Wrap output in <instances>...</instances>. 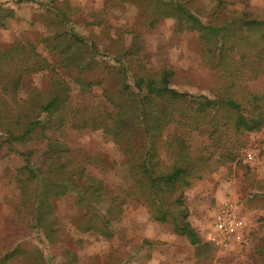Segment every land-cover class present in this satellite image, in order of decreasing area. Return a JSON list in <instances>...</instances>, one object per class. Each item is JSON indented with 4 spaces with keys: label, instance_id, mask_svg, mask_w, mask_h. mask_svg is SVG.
Returning <instances> with one entry per match:
<instances>
[{
    "label": "trees",
    "instance_id": "1",
    "mask_svg": "<svg viewBox=\"0 0 264 264\" xmlns=\"http://www.w3.org/2000/svg\"><path fill=\"white\" fill-rule=\"evenodd\" d=\"M195 1L142 0V12L149 26L170 18L177 32L197 31L201 63L213 72L207 80L170 63L152 69L139 55L142 40L137 33L129 45L115 51L114 65L104 64L96 58V43L74 29L68 13L54 6V0L41 4L53 12L57 24L51 34L40 38L51 59L32 41L0 45V161L13 171L19 190L13 208L17 216L8 230L19 232L10 235V243L0 238V264L19 258L29 264H49L41 249L25 237L33 229L42 231L53 256L63 254L68 264H79L77 254L58 237L51 206L56 197H64L72 209L85 210L87 217L79 229L107 240L114 236L110 224L120 219L124 200L106 196L101 179L72 170L63 140L68 129H99L119 144L131 193L147 208L150 219L169 224L174 234L193 246L194 264H209L212 246L188 219L185 190L225 164L244 168L246 177L252 171L240 155L250 134L264 132V86L258 90L249 84L264 77V16L257 19L248 10L227 11L225 16L212 14L204 23ZM13 15V9L0 5V27L5 28ZM99 68L113 77L114 89L106 88L100 79L83 76ZM66 70L77 72L75 92L63 76ZM39 72L49 75L42 89L28 84ZM96 85L102 87L104 101L94 105L90 94ZM195 134L206 143L193 156L188 140ZM37 141L40 147L34 146ZM76 174L84 178L80 186L73 184ZM247 179L252 182L250 176ZM259 189L264 199V187ZM100 204L105 211L101 212ZM152 244L142 239L140 248ZM240 246H251L250 252L264 264L262 229L247 232ZM116 255L121 264H129L131 255L123 247Z\"/></svg>",
    "mask_w": 264,
    "mask_h": 264
},
{
    "label": "rangeland",
    "instance_id": "2",
    "mask_svg": "<svg viewBox=\"0 0 264 264\" xmlns=\"http://www.w3.org/2000/svg\"><path fill=\"white\" fill-rule=\"evenodd\" d=\"M49 1L22 0L19 3L18 0H0L1 6L14 11L7 26L0 27V45L7 46L14 40L32 41L39 52L51 59L45 44L40 41L42 36L51 34L57 26L53 12L46 11V7L41 5ZM194 3L202 9L201 20L204 23L208 22L212 14L225 16L227 11L248 10L257 19L264 16V0H196ZM53 5L68 13L79 34L96 43L99 50L96 58L104 64L114 65L115 51L129 45L133 33H137L142 40L139 55L152 69L170 63L186 73H194L200 79L207 80L213 76V72L201 63L197 31L177 32L175 22L170 18L149 26L144 22L142 0H54ZM62 73L75 92L78 86L73 82V76L77 72L66 70ZM83 76L91 80L100 79L106 88L114 89L113 77L107 76L101 68L85 72ZM48 77L47 72L33 74L28 84L42 89ZM249 84L259 90L264 86V77ZM178 89L206 93L205 90L190 86H178ZM18 95L21 99L25 97L23 88ZM90 101L94 105L103 103L101 86L92 88ZM63 140L69 147L66 158L74 172L83 170L101 179L106 196L118 195L124 200L120 219L110 224L115 232L110 240L93 231L79 229L87 217L83 208H70L64 197L51 200L58 224V237L77 254L79 264H121L123 260L120 255H116L119 247L131 255L129 264H194L193 246L184 237L174 234L169 224L151 220L147 208L131 193L125 154L119 144L99 129H68ZM205 143L203 137L193 135L188 140L192 155L196 156ZM33 144L37 147L42 145L40 141ZM262 147L264 132L252 133L240 155L246 164L252 166L248 177L253 183H249L244 168L230 163L207 172L203 179L195 180L185 190L188 219L200 236L212 246L209 264H261L256 255L250 252L251 246L236 245L226 250L216 246L213 220L217 208L216 194H221L224 200L236 202L239 212L247 220V232L259 233L261 229L264 232V199L259 196L263 194L260 186L264 187V153L260 154ZM247 154H251L252 158L249 159ZM83 182V176H74L75 186ZM18 198L19 190L13 182V171L0 161V238L6 243L12 242L10 235L19 232L18 228L13 233L8 232L17 216L13 208ZM99 208L101 212L105 211L102 204ZM25 237L41 249L49 264H68L63 254L52 255L41 230H30ZM142 239L150 240L153 244L148 248H140ZM10 264H29V261L19 258Z\"/></svg>",
    "mask_w": 264,
    "mask_h": 264
},
{
    "label": "built area",
    "instance_id": "3",
    "mask_svg": "<svg viewBox=\"0 0 264 264\" xmlns=\"http://www.w3.org/2000/svg\"><path fill=\"white\" fill-rule=\"evenodd\" d=\"M249 159L251 154H247ZM248 223L241 215L233 200H226L220 204L214 214L213 230L214 242L221 249H229L243 242L247 234Z\"/></svg>",
    "mask_w": 264,
    "mask_h": 264
},
{
    "label": "crops",
    "instance_id": "4",
    "mask_svg": "<svg viewBox=\"0 0 264 264\" xmlns=\"http://www.w3.org/2000/svg\"><path fill=\"white\" fill-rule=\"evenodd\" d=\"M216 207H218L220 204H222L223 202H225L226 200H224L223 198H221V194H216ZM230 200V199H228ZM217 209V208H216Z\"/></svg>",
    "mask_w": 264,
    "mask_h": 264
}]
</instances>
